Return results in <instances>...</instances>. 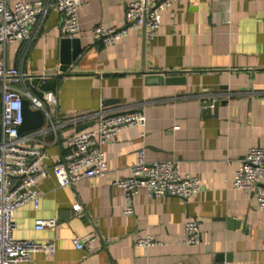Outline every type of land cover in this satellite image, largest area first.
<instances>
[{"label": "crops", "instance_id": "1", "mask_svg": "<svg viewBox=\"0 0 264 264\" xmlns=\"http://www.w3.org/2000/svg\"><path fill=\"white\" fill-rule=\"evenodd\" d=\"M130 1L82 0L80 33L72 37L81 51L65 71L62 16L56 9L18 53L12 45L7 50L8 64L26 77L57 75L54 91L34 86L33 80L27 85L35 94L54 93L57 103L46 108L56 122L126 109L147 118L144 126L126 128L104 145L105 176L71 187L60 186L54 165L64 162L68 138L95 121L66 124L56 134L40 128L22 133L30 136V144L46 149L48 175L37 185L39 207L28 202L16 209L14 236L53 240L56 251L33 253L19 264H264V208L256 195L232 185L248 150L264 147V0H180L161 13L153 39L138 27L113 45L94 42V27L124 25ZM159 72L181 81L148 77ZM1 99L0 81V122ZM207 101L219 104L204 111ZM141 149L147 161L175 160L183 175L199 177L200 192L182 199L155 196L141 187L134 212L127 213L125 191L114 181L131 175ZM78 202L82 212L73 210ZM39 218L58 224L38 230ZM192 219L200 223L197 244L185 242V225ZM85 235L94 236L93 250L76 248L74 238ZM139 237L158 243L138 247Z\"/></svg>", "mask_w": 264, "mask_h": 264}, {"label": "built area", "instance_id": "2", "mask_svg": "<svg viewBox=\"0 0 264 264\" xmlns=\"http://www.w3.org/2000/svg\"><path fill=\"white\" fill-rule=\"evenodd\" d=\"M180 0H133L127 5L123 26L104 27L98 25L91 30L94 42L110 46L127 35L130 29L143 27L145 37H156L161 26V13ZM82 0H36L9 4L0 0V81L2 85V111L0 141V264H19L29 261L36 252L56 251V242H39L18 239L14 236L17 208L28 202L40 205L38 182L48 175L46 160L48 153L42 146L29 143L30 136L19 132L23 123V100L29 99L32 109H42L45 114L41 133L54 134L66 124L77 125L90 120L95 126L72 134L67 140L68 152L64 162L54 165L60 186L71 187L76 181L103 177L109 171L104 145L115 140L121 131L129 127L144 126L146 116L140 110L126 109L115 112H92L69 118L68 121H55L46 104L57 103L53 92L35 94L28 88V81L18 67L11 66L7 60L9 46L19 45L30 40L33 29L41 26L47 19L50 9H56L62 16L61 34L75 37L80 33L79 9ZM41 76V75H40ZM42 77L44 83L46 77ZM34 87V86H33ZM264 147L256 146L248 150L234 171L233 187L256 195L258 204L264 208ZM114 185L125 191L127 213L134 212V199L141 187H146L155 196L173 195L182 199L197 194L201 190V180L197 176L183 175L175 160L147 161L145 150L138 151L136 161L131 167V175L119 178ZM75 212H82L81 203L73 205ZM57 219L39 218L35 221L38 230L52 228ZM185 242L197 244L201 241L200 223L197 219L185 225ZM78 249L93 250L94 236L75 237ZM158 241L152 237H139L138 247H149Z\"/></svg>", "mask_w": 264, "mask_h": 264}, {"label": "water", "instance_id": "3", "mask_svg": "<svg viewBox=\"0 0 264 264\" xmlns=\"http://www.w3.org/2000/svg\"><path fill=\"white\" fill-rule=\"evenodd\" d=\"M73 46V51L70 53L69 49ZM81 51L80 41L77 38L64 37L62 40V71L68 69V66L73 62V60L79 55ZM151 79H156L159 83L163 82H180L181 77L169 76L166 77L163 73H152L148 76ZM56 80L57 75L50 76L42 82V77L36 76L32 83L34 86L44 89L46 91L56 90ZM219 103H213L212 101H207L203 103L204 111H210L212 105H218ZM45 114L42 109H32L30 107L29 99L23 100V123L20 126L19 132L23 133L30 130H37L44 125ZM85 125L78 128L81 130Z\"/></svg>", "mask_w": 264, "mask_h": 264}]
</instances>
